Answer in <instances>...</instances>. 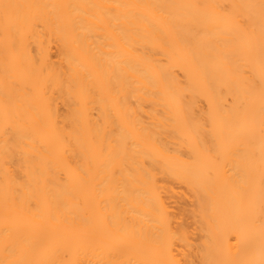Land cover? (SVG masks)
<instances>
[{"label":"bare ground","instance_id":"obj_1","mask_svg":"<svg viewBox=\"0 0 264 264\" xmlns=\"http://www.w3.org/2000/svg\"><path fill=\"white\" fill-rule=\"evenodd\" d=\"M0 264H264V0H0Z\"/></svg>","mask_w":264,"mask_h":264}]
</instances>
